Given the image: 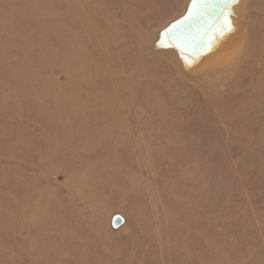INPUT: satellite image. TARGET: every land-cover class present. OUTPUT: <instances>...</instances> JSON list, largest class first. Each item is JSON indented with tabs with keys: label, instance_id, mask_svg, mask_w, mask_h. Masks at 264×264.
<instances>
[{
	"label": "rangeland",
	"instance_id": "374dc122",
	"mask_svg": "<svg viewBox=\"0 0 264 264\" xmlns=\"http://www.w3.org/2000/svg\"><path fill=\"white\" fill-rule=\"evenodd\" d=\"M190 1L0 0V264H264V50L177 70Z\"/></svg>",
	"mask_w": 264,
	"mask_h": 264
},
{
	"label": "bare ground",
	"instance_id": "6f19581e",
	"mask_svg": "<svg viewBox=\"0 0 264 264\" xmlns=\"http://www.w3.org/2000/svg\"><path fill=\"white\" fill-rule=\"evenodd\" d=\"M256 3V0H212L201 9L194 8L191 0L183 17L175 16L161 28L155 37L156 46L168 50L175 68L188 77L217 83L222 80L226 86L250 69L251 58L259 48L264 50V39L257 47L258 25L256 16L252 15ZM200 11L207 15L196 20ZM177 36L181 38H174Z\"/></svg>",
	"mask_w": 264,
	"mask_h": 264
},
{
	"label": "snow or ice",
	"instance_id": "6c2138e0",
	"mask_svg": "<svg viewBox=\"0 0 264 264\" xmlns=\"http://www.w3.org/2000/svg\"><path fill=\"white\" fill-rule=\"evenodd\" d=\"M212 2V0H193V7H197V6H200L201 9L205 8L206 6H208L210 3ZM207 15L206 12L204 11H200L197 13L196 15V20L200 19V18H203ZM195 22V20H194ZM176 39H179L181 37L177 36V37H174Z\"/></svg>",
	"mask_w": 264,
	"mask_h": 264
}]
</instances>
